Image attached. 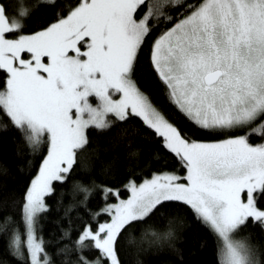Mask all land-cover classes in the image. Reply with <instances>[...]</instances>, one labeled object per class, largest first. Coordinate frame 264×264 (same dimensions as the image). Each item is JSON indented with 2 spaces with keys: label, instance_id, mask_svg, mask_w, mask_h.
<instances>
[{
  "label": "snow or ice",
  "instance_id": "obj_1",
  "mask_svg": "<svg viewBox=\"0 0 264 264\" xmlns=\"http://www.w3.org/2000/svg\"><path fill=\"white\" fill-rule=\"evenodd\" d=\"M0 132L26 173L0 264H184L188 213L220 264H264V0H0Z\"/></svg>",
  "mask_w": 264,
  "mask_h": 264
},
{
  "label": "trees",
  "instance_id": "obj_2",
  "mask_svg": "<svg viewBox=\"0 0 264 264\" xmlns=\"http://www.w3.org/2000/svg\"><path fill=\"white\" fill-rule=\"evenodd\" d=\"M10 7L17 5V3H23L25 5L36 4L37 0H4ZM136 78L142 88L148 91L154 102L162 107L170 117L180 124L181 126H190V121L183 116L173 105H171L163 94L161 87L153 79L150 73L144 55H141V64L137 67ZM10 132H0V162L6 164L11 172L9 176H3L0 173V179L7 188H15L16 193L19 194L23 190L24 176L26 173H21L17 164L19 157L17 155V144L12 138ZM101 142L106 141L101 138ZM106 157L111 156V152L105 154ZM5 197H0V219L6 214L18 216V209L11 206V203L5 204ZM68 196L65 195L67 201ZM51 203V201H49ZM189 223L184 227L181 235L183 239L180 241L179 246L184 252V264H220L216 251L215 238L211 234L210 230L192 218L191 213H188ZM55 213L43 216L40 220V230L47 241L50 239V233L56 228L54 223ZM147 223H151L148 221ZM251 230L253 239L261 238L262 234L258 227H253L251 224L248 228L243 229L241 234L247 233ZM3 230L0 229V259L4 257V240L2 236ZM138 235V233H137ZM135 244L129 246L128 254L125 257L126 264H135ZM154 264H158V261H154Z\"/></svg>",
  "mask_w": 264,
  "mask_h": 264
},
{
  "label": "rangeland",
  "instance_id": "obj_3",
  "mask_svg": "<svg viewBox=\"0 0 264 264\" xmlns=\"http://www.w3.org/2000/svg\"><path fill=\"white\" fill-rule=\"evenodd\" d=\"M92 102H93V103H95V102H96L94 98L92 99ZM253 139L255 140L256 138H255V137H253Z\"/></svg>",
  "mask_w": 264,
  "mask_h": 264
}]
</instances>
